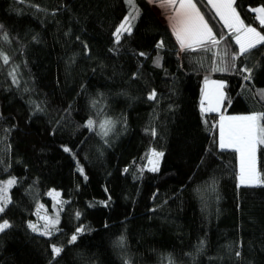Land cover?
I'll use <instances>...</instances> for the list:
<instances>
[{
  "label": "trees",
  "instance_id": "trees-1",
  "mask_svg": "<svg viewBox=\"0 0 264 264\" xmlns=\"http://www.w3.org/2000/svg\"><path fill=\"white\" fill-rule=\"evenodd\" d=\"M194 2L224 37L211 51H182L147 0H134L139 15L118 43L127 0H0V182L16 180L0 264H264V144L256 185L240 184L237 153L219 146L221 117L264 113V45L233 62L230 30ZM234 7L264 34L252 11L264 0ZM213 79L225 84L221 114L203 110ZM153 149L164 153L158 171L147 168ZM52 190L62 207L46 236L28 225L44 231L43 217L55 218ZM52 245L63 248L55 259Z\"/></svg>",
  "mask_w": 264,
  "mask_h": 264
},
{
  "label": "snow or ice",
  "instance_id": "snow-or-ice-1",
  "mask_svg": "<svg viewBox=\"0 0 264 264\" xmlns=\"http://www.w3.org/2000/svg\"><path fill=\"white\" fill-rule=\"evenodd\" d=\"M128 5L131 8L129 15L125 17L124 22H122L119 27L115 30L116 42L118 43L121 35L124 33H131L130 19H135L139 15V9L136 7L134 0H127ZM207 3L215 10V15L219 17L223 24V27L230 30L234 37L235 44L238 45V52L231 55V60L234 62L240 56L247 58L253 49H257L258 46L264 45V34L257 31L256 27L245 25L244 21L240 18L239 13L236 11L235 0H207ZM178 5V7H175ZM161 7L167 9L169 7H174L175 15L169 16V21L172 27V31L176 36L177 42L180 45L182 51L193 50L196 46L203 48L204 50L211 51L212 48L220 45L223 36L217 38L216 33H214L212 27L209 25L208 21L205 20L204 15L201 13L200 9L194 0H161ZM253 12L259 15L256 19L259 21L260 26H264V7H258L252 9ZM3 28V25H0ZM3 40L9 41L7 33H3ZM158 48L163 47V41L157 44ZM227 54V53H225ZM144 55V53H140ZM0 59H2L4 64L9 63V57L0 51ZM223 63V58L221 60ZM157 66H159L160 58H157ZM234 66V63H233ZM226 68L214 67L213 71H223ZM16 68H13L9 75L12 76V82L14 84H19L16 78ZM243 73H247L244 76L245 80H250L252 78V68L245 65L244 68L240 70ZM207 83V81H206ZM219 87H223L222 82H213ZM156 92L153 91L149 94L148 99L153 100L156 98ZM260 95L264 97V91L260 92ZM223 94L221 93V98ZM38 111H42L39 105L36 106ZM210 110L215 111V108ZM227 123H225V118L221 117L220 124V141L219 146L221 149H234L239 154V181L240 184H252L257 182L258 176L256 173V146L258 144H264V113H253L250 115L242 116H232L227 117ZM94 121L89 120L87 122V127L92 128ZM112 124L111 121H105L101 127L104 128L106 125ZM104 135H107L105 131ZM152 135L155 136L156 132L153 129ZM69 151L68 148L64 149ZM152 157L156 159H149V164L152 165L151 171H158L159 158L163 157L164 153L157 152L154 149L151 153ZM79 171L83 172L82 168H78ZM127 171V169H125ZM16 183L15 178L9 179L4 182H0V213L5 210L7 203H10V198L7 196V187ZM58 195V194H57ZM79 215V214H77ZM45 219V230L41 233L42 235H51L50 229H53L56 224L59 223L58 216L56 218L43 217ZM10 227L8 221H3L0 223V232H3L6 228ZM28 227L33 231H39L38 227L34 223H29ZM84 231L83 228H77L76 234L72 235L69 243H74L77 241L78 236ZM123 237L120 238V242H123ZM63 251L62 247H57L52 245V252L54 254L53 258L59 256ZM240 253L237 252V256ZM169 264H173L169 260Z\"/></svg>",
  "mask_w": 264,
  "mask_h": 264
},
{
  "label": "rangeland",
  "instance_id": "rangeland-1",
  "mask_svg": "<svg viewBox=\"0 0 264 264\" xmlns=\"http://www.w3.org/2000/svg\"><path fill=\"white\" fill-rule=\"evenodd\" d=\"M147 1H149L151 3V5H152V7L154 9V12L160 17L162 22L167 24L170 27V29L172 30V27H171V24H170V21H169V16L175 15L174 7H169L167 9L161 7V0H147ZM175 7H178V5H176ZM213 11L215 12L214 9H213ZM256 14H257V16L259 15L258 13H256ZM129 19H130V26H131V32H132L133 31V27H134V19H131V18H129ZM124 34H127V33H124ZM174 36H175V34H174ZM121 37H122V35H121ZM175 39H176V36H175ZM176 41H177V39H176ZM178 45H179V43H178ZM179 47H180V45H179ZM217 81L218 82H222L223 83V87H219L217 84L213 83V82H217ZM224 86H225V84H224L223 81L216 80V79L209 80V81H207V83H205L204 89H203V94H202V96H203V98H202L203 99V110L204 111L206 109L210 113H213V114H221L222 113L224 99H225ZM221 93L223 94L222 98H221ZM211 108H215L216 110L212 111V110H210ZM223 117H225V116H223ZM227 117L228 116L226 115V118ZM226 118H225V121H224L225 123L227 122ZM103 124H105V122ZM112 127H113V124L106 125L104 128L101 127L99 129V134L104 137L105 136L104 132L105 131L108 132ZM219 133H220V124H219ZM256 148H257V146H256ZM155 151H157V150H155ZM157 152H159V151H157ZM256 152H257V150H256ZM255 155H256V173H257V169H258V166H257V153ZM151 159L155 160L156 158L152 157V155H151ZM161 159H162V157L159 158L158 169L160 167ZM151 167H152V165L148 164L147 168L149 170L151 169ZM241 185H253V184H241ZM9 187H7V188H9ZM50 199L53 201V204H52L53 213L52 214L55 215V218L57 216L59 217V209H60V207H62V200H61L60 191L52 190V192L50 194ZM42 232H43L42 229H39V231H37V233H39V234H41Z\"/></svg>",
  "mask_w": 264,
  "mask_h": 264
},
{
  "label": "crops",
  "instance_id": "crops-1",
  "mask_svg": "<svg viewBox=\"0 0 264 264\" xmlns=\"http://www.w3.org/2000/svg\"><path fill=\"white\" fill-rule=\"evenodd\" d=\"M238 46V45H237ZM205 111H207V112H209L208 110H206L205 109ZM210 113V112H209ZM255 113H260V112H255ZM251 114H253V113H251ZM247 115H250V114H247ZM230 117H232V116H242V115H229ZM228 116V117H229ZM224 118H226V115H225V117ZM227 123V122H226ZM219 124H221V120H220V122H219ZM231 149V148H230ZM231 150H233V151H235L234 149H231ZM256 150H257V148H256ZM236 152V151H235ZM237 153V152H236ZM257 153V152H256ZM237 155H238V159H239V154L237 153ZM258 176V175H257ZM258 183V180H257V182H254V183H252L253 185H256Z\"/></svg>",
  "mask_w": 264,
  "mask_h": 264
}]
</instances>
